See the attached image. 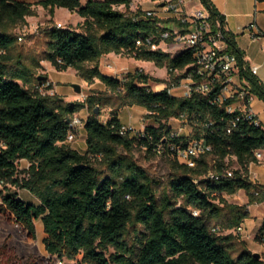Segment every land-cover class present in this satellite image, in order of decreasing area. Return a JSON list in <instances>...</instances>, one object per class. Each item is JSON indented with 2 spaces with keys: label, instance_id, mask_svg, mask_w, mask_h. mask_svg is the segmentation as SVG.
I'll list each match as a JSON object with an SVG mask.
<instances>
[{
  "label": "trees",
  "instance_id": "trees-1",
  "mask_svg": "<svg viewBox=\"0 0 264 264\" xmlns=\"http://www.w3.org/2000/svg\"><path fill=\"white\" fill-rule=\"evenodd\" d=\"M200 2L210 12L213 31L222 33L225 51L236 56L239 78L247 82L249 93L264 102V85L250 72L224 17L210 0ZM131 3L0 0V184L15 188L0 192V215L32 240L37 237L35 222L40 220L44 249L58 260L80 256L81 264H264L263 255L255 257L232 233L219 234V228L236 229L248 217L246 206L227 204L224 195L243 190L248 205L264 202V186L248 178L249 164L257 162L255 153L264 154V127L245 118L234 122L239 113L226 110L234 100L218 104L217 90L208 96L197 92L175 96L169 92V81L139 69L122 78L101 73L103 56L126 54L165 67L178 83L185 75L174 76L175 71L194 61L190 50L172 55L137 45L155 31L156 21L144 18L140 8L128 12ZM35 6L51 17L56 8H64L83 19L75 28H45L41 60L57 71L72 68L88 83L97 79L104 84L117 102L104 122L95 108L109 105L110 99L88 96L84 102H68L55 94L43 95L39 89L50 90L51 85L34 73L40 60L30 66L13 59L11 51L20 38L15 30L36 15ZM119 6L127 11L118 10ZM151 82L166 87L156 91ZM86 105L91 108L84 121L86 148L79 152L66 138L71 116ZM131 106L144 108L151 123L134 135H121L119 111ZM181 116L192 132L171 137L170 122ZM194 139H203L212 150L194 158L193 166L171 155L172 146L185 147ZM159 148L169 158L170 169L160 194L158 184L133 156L137 149L155 156ZM233 157L239 168L225 177ZM20 160L28 163L22 171ZM210 172L218 178H210ZM17 189L28 191L36 202L23 199ZM255 240L264 247V221ZM43 263V258L23 262L13 249L0 246V264Z\"/></svg>",
  "mask_w": 264,
  "mask_h": 264
},
{
  "label": "rangeland",
  "instance_id": "rangeland-1",
  "mask_svg": "<svg viewBox=\"0 0 264 264\" xmlns=\"http://www.w3.org/2000/svg\"><path fill=\"white\" fill-rule=\"evenodd\" d=\"M35 1V0H32ZM155 0H133V6H137L130 10L131 5L128 9V12H134L137 8L142 9L145 3H151ZM164 0H157V3L160 4ZM36 2V1H35ZM32 2V3H35ZM118 10L127 11L123 6L116 7ZM143 10V9H142ZM36 15L27 17V24L15 30V34L20 36L22 39L17 41L14 48L11 51V55L13 59H21L26 65H32L33 60H40L41 67L33 68L34 73L38 76H43L49 79V75L54 73V68L50 67V63L41 60L42 53L45 50V36L44 29L51 25L61 24L63 27H72L75 28L79 26L81 23H78L81 18L78 14H74L71 12H66L64 9H59L54 16H50L46 10H44L41 6H35ZM60 21V22H57ZM65 25V26H64ZM163 49L169 50L171 44L169 42L161 43L160 47ZM171 49V48H170ZM175 50L171 51L173 55ZM106 56V55H105ZM103 56L99 61V66L109 75L115 76H124V73L128 70L133 69L132 57L126 54H112L110 59H105ZM102 60V61H101ZM128 63L130 66L122 64ZM142 62V61H139ZM151 64V65H149ZM56 70V69H55ZM142 70L148 74H156L157 78L162 81H169V84H172L173 94H183L186 91L185 81H181L180 83H176L172 78L169 77L167 69L157 67L153 62L143 61ZM156 71V72H154ZM58 72V71H57ZM63 80L62 83H57V95L61 97L64 101L68 102H84L88 96H98L103 98L110 99L109 105L97 107V116H99V120L104 122L109 116L110 109L113 107H117V102L115 101V96L113 93L109 92L105 85L102 84L99 80L95 79L92 83H88L83 80L80 76L77 75L76 71L72 68H69L65 71L55 73ZM174 76H178L182 74L180 71H175ZM74 85H78L80 87V92H76L74 89ZM153 89H157L159 83H150ZM42 92L45 94H54L50 90H47L46 87L41 88ZM112 106V107H111ZM122 116L123 119L126 120L127 117H131L133 114L126 107H122ZM91 113V108L87 105L75 112L81 120L83 124L80 125L76 132V137L73 142L69 143L70 147L78 150L79 152H83L85 147L83 142L84 131V121L87 119L89 114ZM147 113L144 115H140L138 124H150L151 121L146 117ZM172 128L176 130L178 133L185 134L189 132V125L182 124L177 120H173ZM131 126L135 131H139L136 126ZM134 158L137 160L138 164L142 166L149 174L150 177L154 179V181L158 184L157 192L158 194L162 193L164 188L166 187L168 176L170 173L169 169V158L164 155L156 154L155 156H148V154L143 150L137 149L133 153ZM233 161V159H232ZM234 162V161H233ZM27 162L22 161L18 163V168L20 171L26 169ZM238 169L233 163L229 168V171H234ZM22 177L23 175L20 174ZM256 184V183H253ZM264 186V185H261ZM15 188L7 185L6 187L0 184V192L5 193L6 191H14ZM19 195L24 198H27L28 201L33 199L36 202V198L32 196L26 190L17 189ZM223 199L227 204H234L237 206H246L248 211V217L243 220L241 223V230L236 231V229H222L219 228V234L227 235L232 233L235 236V240L238 243H243L249 250L254 251V253H259L260 256H264V251L262 250L261 244L254 240V234L257 233V229L259 227V223L264 217V202L259 204H251L254 207L251 210L248 209V203L245 201V195L243 192H237L233 195H224ZM180 203V202H179ZM216 203L220 206H223V203H219L216 200ZM0 206H1V197H0ZM36 239L32 240L22 236L19 228L14 225L8 223L5 218L0 215V246L6 245L8 248L13 249V253L19 260L23 262H27V260H37L40 258L44 259L43 264H81L80 256L75 260H58L56 258H50V256L46 253L43 245V228L42 225L39 224V221L36 223ZM47 260V261H46Z\"/></svg>",
  "mask_w": 264,
  "mask_h": 264
},
{
  "label": "built area",
  "instance_id": "built-area-1",
  "mask_svg": "<svg viewBox=\"0 0 264 264\" xmlns=\"http://www.w3.org/2000/svg\"><path fill=\"white\" fill-rule=\"evenodd\" d=\"M159 8L169 15L167 21L172 24L171 27L157 16L153 10H143V17L156 21L155 31L146 37L145 41H137V45L145 44L152 49L160 48L163 42H169L172 47L178 48L179 51L190 50L193 52L194 61L188 65L184 70L180 71L185 75L178 83L185 81L186 91L183 97H189L193 92L200 93L203 96L210 95L213 91L217 90L215 102L223 104L226 100L232 99L234 102L240 103L239 109H234L232 104L226 107L229 113L238 112L234 122L240 118H245L259 125L260 121L250 108V102L254 95L249 93L248 84L246 81L239 78V66L235 55L227 53L221 47L226 44L223 35L219 31H213L210 21V12L206 8L196 10L188 13L182 7L180 0H164L159 4ZM158 20V21H157ZM61 27V24H57ZM264 38V34L257 31L254 39ZM22 38L20 37L19 40ZM252 74L257 73V67H250ZM39 91L44 95L41 88ZM182 124H186L183 116L181 119H174ZM173 121V120H172ZM171 121V122H172ZM170 122V123H171ZM232 123L234 126L235 123ZM83 124L81 118L75 113L71 116L69 122V129L66 138V143H71L76 137L77 129ZM171 128V137L182 136L176 130ZM121 135H134L135 131L129 125H122L120 128ZM230 133V129L227 130ZM171 155L175 156L178 161L187 165H194V158L210 152L211 145L207 144L203 139L191 140L185 147H171ZM162 150L159 148L157 154L161 155ZM255 157L257 161H264L263 153L256 152ZM210 178H218L214 173L208 174ZM225 177H232V172L227 171ZM193 214L196 216L197 211ZM242 228L238 226L236 231ZM214 228L213 231H217Z\"/></svg>",
  "mask_w": 264,
  "mask_h": 264
},
{
  "label": "crops",
  "instance_id": "crops-1",
  "mask_svg": "<svg viewBox=\"0 0 264 264\" xmlns=\"http://www.w3.org/2000/svg\"><path fill=\"white\" fill-rule=\"evenodd\" d=\"M23 1L32 3V2H35L38 0H35V1L23 0ZM85 1L86 0H82V3H85ZM180 1L182 4V7L188 13H191V12H194L196 10L204 8L203 5L201 4L200 0H180ZM210 2L214 6V8L217 10V12L224 17L227 30L234 36L235 43H236L237 47L239 48V50L243 53V58L247 64V66L249 68L250 67H257V73L255 74V76L264 85V38L254 39V36H256L257 31L264 34V0H210ZM136 7H137L136 5L133 6V0H132L130 10L133 8H136ZM59 9H64V8H56L54 14H56V12ZM142 9L155 11L157 16L165 23V25H167L168 27L172 26V24L167 21V18L169 17V15L166 14L165 12H163V10L161 8H159V4L157 3V0H155L151 3H145V5L143 6ZM64 11L69 12L67 9H64ZM74 14H76V13H74ZM26 20H27V18H26ZM57 22H60V21H57ZM82 22H83V19L81 18V20L78 23H82ZM221 47L223 49H226V44H222ZM170 48H169V50H165L162 48V46L160 47L161 50L168 52V53H171L172 50H175L174 54L177 52H180L178 50V48L172 47V44H171ZM112 54H114V53L107 54L105 56V59L103 58L102 60L110 59ZM139 61H142V62H139ZM147 62H149V61H147ZM132 63H133V66H135V67H133L132 71L127 69V71L124 73V75L127 73L134 72L137 69L142 70L143 60H137V59L132 58ZM122 64L130 66V64L125 63V62L124 63L122 62ZM49 65H50V67L52 66L51 64H49ZM149 65H151V64H149ZM53 68L54 67L52 66V69ZM99 69H100L101 73H103L105 75L112 76V77H118V78L123 77V76L122 77L115 76L112 74L109 75L102 69L101 66H99ZM54 71H55L54 73H51L49 75L47 85H51L50 91L55 94V93H57L56 84L62 83L63 80L61 78H59V76L57 74H55V73L62 72V71L57 72V70H55V69H54ZM154 72H156V71H154ZM146 74H148V73H146ZM149 75L152 77L157 76L156 74H153V75L149 74ZM165 87H166L165 83H159V86L157 89H153L152 87L151 88L153 90L160 91V90L164 89ZM178 88L179 87L171 88L169 90V92L175 96H182L183 94H173L172 93V89H178ZM232 107L234 109H239L241 106H240L239 102H233ZM127 108L129 109V111L133 115L131 117L126 116V120H125V119H123V116H122V110H120L119 111V119H120L121 123L123 125H133L134 127L136 126V128L139 131H142L147 124H139L137 126L138 121H139L138 116L144 115L145 113H147V111L144 108L139 107V106H131V107H127ZM250 108L253 110L254 114L257 116L258 120L260 121V123L264 127V102L254 96V98L250 102ZM171 123H170V126H172ZM191 132H192V129L190 128L189 132L182 134V136H184V137L188 136V135H190ZM83 142L85 145V134L83 135ZM85 148L86 147H84L83 152L85 151ZM263 157H264V154H263ZM232 159L234 161L233 164L236 167H238V165L235 162V158L233 157ZM22 161H25V160H20L19 163ZM27 166H28V163H27L26 167ZM248 171H249L248 172V178L252 183H256L258 185H264V161H257V162L250 163L249 167H248ZM239 192L244 193L245 201H246V203H248V199H247L245 192L243 190H239ZM22 198L25 200H28L27 198H24V197H22ZM30 200H32V202H35L31 198H30ZM252 207H254V205H249L248 209L251 210ZM37 221H39V224L41 225V221L40 220H37ZM263 221H264V217L261 220V223H259L258 229L260 228ZM258 229H257V231H258ZM255 236H256V233L254 234V240H255ZM261 247H262V250L264 251V247L262 245H261ZM252 252L254 253V251H252Z\"/></svg>",
  "mask_w": 264,
  "mask_h": 264
},
{
  "label": "water",
  "instance_id": "water-1",
  "mask_svg": "<svg viewBox=\"0 0 264 264\" xmlns=\"http://www.w3.org/2000/svg\"><path fill=\"white\" fill-rule=\"evenodd\" d=\"M73 87H74L76 92H80V87L78 85H74ZM95 113L97 114V108H95ZM253 255L255 257H257V258H260V254L259 253H253Z\"/></svg>",
  "mask_w": 264,
  "mask_h": 264
}]
</instances>
